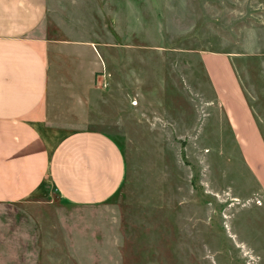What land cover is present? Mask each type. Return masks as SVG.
Returning <instances> with one entry per match:
<instances>
[{"label":"rangeland","instance_id":"1","mask_svg":"<svg viewBox=\"0 0 264 264\" xmlns=\"http://www.w3.org/2000/svg\"><path fill=\"white\" fill-rule=\"evenodd\" d=\"M41 28L61 41L48 125L107 133L124 175L92 206L48 185L0 204V264H264V189L201 61L228 56L264 142V0H48Z\"/></svg>","mask_w":264,"mask_h":264},{"label":"crops","instance_id":"2","mask_svg":"<svg viewBox=\"0 0 264 264\" xmlns=\"http://www.w3.org/2000/svg\"><path fill=\"white\" fill-rule=\"evenodd\" d=\"M47 12L48 0H0V204L41 199L46 185L70 205L100 204L118 190L124 158L103 131L48 125L50 91L61 89L50 63L61 41L40 33ZM62 42L84 53L76 72L97 67L85 42ZM201 61L245 165L264 189V142L230 59L215 53Z\"/></svg>","mask_w":264,"mask_h":264}]
</instances>
